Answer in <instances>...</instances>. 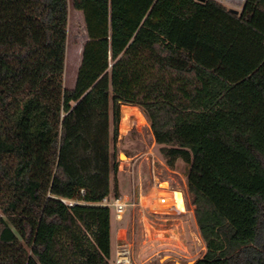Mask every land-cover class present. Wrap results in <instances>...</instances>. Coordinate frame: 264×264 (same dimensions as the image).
I'll return each instance as SVG.
<instances>
[{"label":"trees","instance_id":"1","mask_svg":"<svg viewBox=\"0 0 264 264\" xmlns=\"http://www.w3.org/2000/svg\"><path fill=\"white\" fill-rule=\"evenodd\" d=\"M70 3L88 34L73 88ZM122 104L189 167L194 264H264V0H0V264H111Z\"/></svg>","mask_w":264,"mask_h":264},{"label":"rangeland","instance_id":"2","mask_svg":"<svg viewBox=\"0 0 264 264\" xmlns=\"http://www.w3.org/2000/svg\"><path fill=\"white\" fill-rule=\"evenodd\" d=\"M222 1L227 4L225 0ZM231 9L236 10L232 7ZM67 32L63 83L65 87L73 88L81 63L82 49L88 39V34L83 11L75 9L71 3L69 4ZM110 114L112 135V103ZM123 116L127 117L122 120ZM128 117L131 119L129 120ZM128 120L130 129L126 131ZM150 127L149 119L141 106L121 105L119 135L116 142L111 141L112 162L117 164L118 170L116 174L112 172L111 188L113 191L108 198L112 199L122 192L132 190L129 161L134 156H138L134 165V174L137 190L143 191L145 207L138 205L129 207L123 220L118 223L120 225L118 230L112 216L110 263L115 264L117 250L124 248L130 250L131 264L195 263L204 256L206 244L196 223L194 205L191 203L188 192L187 172L189 167L181 159L177 161L175 168H170L166 164L160 151V145L154 143ZM155 182L156 186L154 187H157L158 184L160 187H169L168 189L177 195L176 206L165 203L161 207L157 199L158 202L150 206L149 209L147 197L153 194L151 187ZM161 193L167 194L163 190Z\"/></svg>","mask_w":264,"mask_h":264},{"label":"built area","instance_id":"3","mask_svg":"<svg viewBox=\"0 0 264 264\" xmlns=\"http://www.w3.org/2000/svg\"><path fill=\"white\" fill-rule=\"evenodd\" d=\"M225 2L232 6H240L244 5L245 0H225ZM138 160V156H134L131 161H129L130 173H131V181H132V192L131 193H123L118 196H114L112 199L108 197L104 198L102 204L107 205L111 210V217L113 216L115 222H120L123 220L125 213L128 208L134 205L142 206V190H137L136 177L134 174V165ZM154 180L155 176H154ZM156 182L152 185L155 186ZM73 204V202H70ZM130 250L129 248L117 250L116 261L115 264H131L129 258Z\"/></svg>","mask_w":264,"mask_h":264},{"label":"crops","instance_id":"4","mask_svg":"<svg viewBox=\"0 0 264 264\" xmlns=\"http://www.w3.org/2000/svg\"><path fill=\"white\" fill-rule=\"evenodd\" d=\"M219 1H221V0H219ZM223 2V1H222ZM224 3V2H223ZM225 4V3H224ZM228 8H234V9H236V10H238V11H240V10H242V7H240V6H232V5H227V4H225ZM124 117H127V116H123L122 117V120H123V118ZM129 118V120L131 119L130 117H128ZM129 120H128V127H126L125 128V130L127 131V129H130V122H129ZM121 125H122V121H121ZM150 131H151V134L153 133L152 132V130H151V127H150ZM124 133H126V132H124ZM124 135H126V134H124ZM152 137H153V140H154V143L156 144V142H155V138H154V135L152 134ZM123 139V138H122ZM131 179V178H130ZM131 183H132V181H131ZM156 186V185H155ZM154 188H156V189H154ZM160 190H165V191H171V189H168L169 187H160V184H158L157 185V187H154V186H152L151 187V190H152V193L154 192V194H151V196L150 197H147V201H148V207H149V209H150V206H152L154 203H156L157 202V199L158 200H160L161 199V197L160 198H157V195H158V192L160 191ZM167 189V190H166ZM157 190V191H156ZM113 191V189L111 188V192ZM130 191V190H129ZM132 192V190L130 191V192H122V194L123 193H131ZM143 195L144 194H142V197H141V200H142V206H144V198H143ZM145 207V206H144ZM147 208V207H146ZM112 218V217H111ZM111 222L113 223V221H112V219H111ZM114 223H115V226H117L116 228H117V230H118V228H119V226L120 225H118V223H120V222H115L114 221ZM122 228V227H121Z\"/></svg>","mask_w":264,"mask_h":264},{"label":"bare ground","instance_id":"5","mask_svg":"<svg viewBox=\"0 0 264 264\" xmlns=\"http://www.w3.org/2000/svg\"><path fill=\"white\" fill-rule=\"evenodd\" d=\"M163 188V187H162ZM159 189V188H158ZM160 190V189H159ZM167 190V189H166ZM157 191V190H156ZM162 190L158 192L157 198L161 199L159 200L160 204L163 205L165 203H168L169 205L176 206L175 202H178L177 195L173 191H165L167 194L161 193ZM154 194V192H153ZM177 198V199H176ZM158 202V201H157ZM155 233V232H154Z\"/></svg>","mask_w":264,"mask_h":264},{"label":"water","instance_id":"6","mask_svg":"<svg viewBox=\"0 0 264 264\" xmlns=\"http://www.w3.org/2000/svg\"><path fill=\"white\" fill-rule=\"evenodd\" d=\"M237 11V10H236ZM176 264H184V263H181V262H176ZM188 264H194L193 262H189Z\"/></svg>","mask_w":264,"mask_h":264},{"label":"flooded vegetation","instance_id":"7","mask_svg":"<svg viewBox=\"0 0 264 264\" xmlns=\"http://www.w3.org/2000/svg\"><path fill=\"white\" fill-rule=\"evenodd\" d=\"M169 186V185H168ZM161 205V204H160ZM163 205H161V207H162Z\"/></svg>","mask_w":264,"mask_h":264}]
</instances>
